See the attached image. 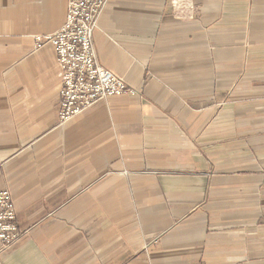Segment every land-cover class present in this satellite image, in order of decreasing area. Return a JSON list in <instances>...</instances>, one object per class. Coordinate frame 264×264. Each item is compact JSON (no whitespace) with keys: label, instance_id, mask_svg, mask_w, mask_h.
Segmentation results:
<instances>
[{"label":"crops","instance_id":"1","mask_svg":"<svg viewBox=\"0 0 264 264\" xmlns=\"http://www.w3.org/2000/svg\"><path fill=\"white\" fill-rule=\"evenodd\" d=\"M68 0H0V264H264V0H109L98 61L139 94L60 121Z\"/></svg>","mask_w":264,"mask_h":264},{"label":"built area","instance_id":"2","mask_svg":"<svg viewBox=\"0 0 264 264\" xmlns=\"http://www.w3.org/2000/svg\"><path fill=\"white\" fill-rule=\"evenodd\" d=\"M109 0H68L64 25L35 41L52 43L62 70L60 121L66 123L102 100L116 95H138L115 72L99 63L95 32ZM3 163L0 160V168ZM17 210L12 193L0 191V240L9 247L20 237Z\"/></svg>","mask_w":264,"mask_h":264}]
</instances>
